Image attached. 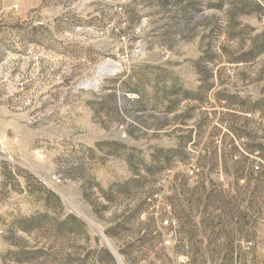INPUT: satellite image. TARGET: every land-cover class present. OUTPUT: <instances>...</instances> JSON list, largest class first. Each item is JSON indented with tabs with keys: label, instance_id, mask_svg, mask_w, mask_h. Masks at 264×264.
<instances>
[{
	"label": "rangeland",
	"instance_id": "rangeland-1",
	"mask_svg": "<svg viewBox=\"0 0 264 264\" xmlns=\"http://www.w3.org/2000/svg\"><path fill=\"white\" fill-rule=\"evenodd\" d=\"M0 5V264H264L256 0Z\"/></svg>",
	"mask_w": 264,
	"mask_h": 264
},
{
	"label": "crops",
	"instance_id": "crops-1",
	"mask_svg": "<svg viewBox=\"0 0 264 264\" xmlns=\"http://www.w3.org/2000/svg\"><path fill=\"white\" fill-rule=\"evenodd\" d=\"M256 2L258 3L256 10L244 14L242 21L244 26L249 25L254 32L252 35L254 46L264 47V0H256ZM222 38L225 39V37ZM255 60H264V51Z\"/></svg>",
	"mask_w": 264,
	"mask_h": 264
},
{
	"label": "water",
	"instance_id": "water-1",
	"mask_svg": "<svg viewBox=\"0 0 264 264\" xmlns=\"http://www.w3.org/2000/svg\"><path fill=\"white\" fill-rule=\"evenodd\" d=\"M105 66L106 68L104 70L99 69L98 74H97L98 77H101L106 74H111L113 72V68L115 67L113 64H106ZM84 86L91 87V86H95V84L93 82H88Z\"/></svg>",
	"mask_w": 264,
	"mask_h": 264
},
{
	"label": "built area",
	"instance_id": "built-area-1",
	"mask_svg": "<svg viewBox=\"0 0 264 264\" xmlns=\"http://www.w3.org/2000/svg\"><path fill=\"white\" fill-rule=\"evenodd\" d=\"M17 8H18V6H14V9H17ZM255 169L259 170V166H256Z\"/></svg>",
	"mask_w": 264,
	"mask_h": 264
},
{
	"label": "bare ground",
	"instance_id": "bare-ground-1",
	"mask_svg": "<svg viewBox=\"0 0 264 264\" xmlns=\"http://www.w3.org/2000/svg\"><path fill=\"white\" fill-rule=\"evenodd\" d=\"M105 68H106V66L104 65V66H102L100 69L104 70Z\"/></svg>",
	"mask_w": 264,
	"mask_h": 264
}]
</instances>
